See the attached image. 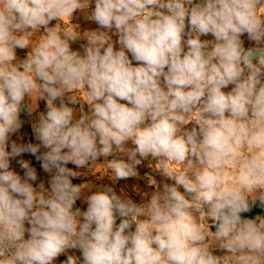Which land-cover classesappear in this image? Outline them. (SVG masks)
<instances>
[{"label":"clouds","instance_id":"clouds-1","mask_svg":"<svg viewBox=\"0 0 264 264\" xmlns=\"http://www.w3.org/2000/svg\"><path fill=\"white\" fill-rule=\"evenodd\" d=\"M257 207L264 0H0V264H264Z\"/></svg>","mask_w":264,"mask_h":264},{"label":"rangeland","instance_id":"rangeland-1","mask_svg":"<svg viewBox=\"0 0 264 264\" xmlns=\"http://www.w3.org/2000/svg\"><path fill=\"white\" fill-rule=\"evenodd\" d=\"M73 23H79L81 26V30H87L96 27V25L84 21L82 17H80L79 13H77L76 19H74ZM74 47H78V45H74ZM18 54L20 56H23L24 52H19ZM41 107H43V105H41ZM23 131L25 132V134H30V130L28 129V127H25ZM101 171L102 166L100 168H97V172ZM139 171L140 176L138 178H130L126 181H121L117 186L118 190L122 188L126 194L131 195L137 201L141 199L142 195L145 198L150 197V195L152 194V185L150 181L153 178L157 179L158 181L162 179L158 174L152 173L151 169L148 168L147 165L142 166ZM233 171H235V169H233ZM149 175H152L153 177ZM80 180L86 183H96L98 182V177L89 174L85 177H81ZM104 182L107 181L105 180ZM136 190L139 191V195L137 194Z\"/></svg>","mask_w":264,"mask_h":264},{"label":"water","instance_id":"water-1","mask_svg":"<svg viewBox=\"0 0 264 264\" xmlns=\"http://www.w3.org/2000/svg\"><path fill=\"white\" fill-rule=\"evenodd\" d=\"M27 127V126H26ZM256 214H264V212L261 211L259 207L253 209L252 213H250V216H255Z\"/></svg>","mask_w":264,"mask_h":264},{"label":"trees","instance_id":"trees-1","mask_svg":"<svg viewBox=\"0 0 264 264\" xmlns=\"http://www.w3.org/2000/svg\"><path fill=\"white\" fill-rule=\"evenodd\" d=\"M74 182H76V183H80V182H82L81 180H77V181H74Z\"/></svg>","mask_w":264,"mask_h":264}]
</instances>
